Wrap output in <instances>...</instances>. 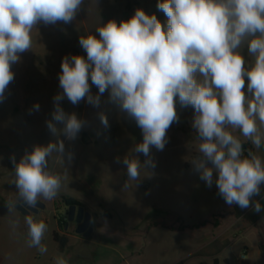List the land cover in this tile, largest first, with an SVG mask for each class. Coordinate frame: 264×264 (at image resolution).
Listing matches in <instances>:
<instances>
[{
	"label": "clouds",
	"instance_id": "clouds-1",
	"mask_svg": "<svg viewBox=\"0 0 264 264\" xmlns=\"http://www.w3.org/2000/svg\"><path fill=\"white\" fill-rule=\"evenodd\" d=\"M84 2L0 0V101L15 78L12 65L32 49L33 29L72 23ZM157 8L167 18L164 24L155 14L137 8L127 20L102 24L95 30L98 36H81L86 58L62 59L63 91L54 96L52 119L46 122L57 140L33 146L19 162L10 157L17 188L16 199L7 203L10 213L17 204L37 209L41 197L55 199L67 177L66 166L63 173L49 170V158L58 153L64 165L71 163L73 154L66 152L59 135L75 140L84 122L74 112H65L60 101L66 97L78 105L86 99L98 106L106 91L110 102L134 120L143 135L133 153L143 154L144 162L135 155L123 158L128 180L138 182L141 167L155 168L151 148L164 149L168 129L179 120L178 101L194 110L192 127L200 143L191 164L200 179L208 187L215 183L227 205L264 211L254 199L264 185V158L244 147L247 142L256 150L264 146V0H158ZM89 79L99 94H92ZM33 108L38 111L39 104ZM99 119L109 126L104 113ZM24 223L28 247L45 254L42 241L48 225L30 214L24 215ZM10 224L15 230L19 221ZM55 264L69 261L60 255Z\"/></svg>",
	"mask_w": 264,
	"mask_h": 264
},
{
	"label": "rangeland",
	"instance_id": "rangeland-1",
	"mask_svg": "<svg viewBox=\"0 0 264 264\" xmlns=\"http://www.w3.org/2000/svg\"><path fill=\"white\" fill-rule=\"evenodd\" d=\"M157 3L85 0L72 23L41 24L38 30L33 29L32 49L12 65L15 78L0 101V264H55L60 255L69 264H264V211L229 206L215 183L208 187L200 179L191 164L199 155L200 143L192 127L194 110L181 107L178 101L179 120L168 129L164 149L151 148L155 168L141 167V179L134 182L128 180L122 161L133 155L141 163L146 159L133 153L143 140L135 121L110 102L107 91L98 106L86 99L73 105L65 97L61 107L74 112L84 124L75 140L59 135L66 152L73 154L72 161L64 165L59 154L53 153L48 167L63 173L66 166L67 177L57 197L50 201L41 197L46 207L30 214L48 225L42 241L47 247L45 254L28 247L24 215L16 209L10 213L7 208L17 196L10 157L14 155L19 162L33 146L57 140L46 122L52 119L54 96L63 91L59 87L62 59L71 55L86 58L79 44L81 36L96 34L109 20H127L137 8L155 14L164 24L167 18ZM241 52L251 62L246 47L242 46ZM89 83L92 94H99L90 79ZM35 104H39L38 111ZM101 112L108 118V127L99 119ZM244 147L264 158V146L256 150L247 142ZM64 197L78 200L92 214L89 238L75 233L77 223L68 221ZM254 199L264 206V185ZM10 220L19 221L15 230ZM54 232L69 238L64 252L57 250Z\"/></svg>",
	"mask_w": 264,
	"mask_h": 264
},
{
	"label": "water",
	"instance_id": "water-1",
	"mask_svg": "<svg viewBox=\"0 0 264 264\" xmlns=\"http://www.w3.org/2000/svg\"><path fill=\"white\" fill-rule=\"evenodd\" d=\"M45 202L40 200L37 209H26L19 204L16 205V210L20 211L23 215L38 213L41 209H44ZM93 216L85 207L77 204L68 205V221L76 222L77 228H75L76 234H81L84 237H90L93 234V227L91 226ZM264 251V247H263Z\"/></svg>",
	"mask_w": 264,
	"mask_h": 264
},
{
	"label": "trees",
	"instance_id": "trees-1",
	"mask_svg": "<svg viewBox=\"0 0 264 264\" xmlns=\"http://www.w3.org/2000/svg\"><path fill=\"white\" fill-rule=\"evenodd\" d=\"M64 199L68 205H72V204L81 205V203L74 198L64 197ZM162 226L165 228H171V227H167L165 224H163ZM52 237H53V240L58 244L59 251H63L65 249V247H67L68 242H69V238L66 235L59 236L56 232H54Z\"/></svg>",
	"mask_w": 264,
	"mask_h": 264
},
{
	"label": "crops",
	"instance_id": "crops-1",
	"mask_svg": "<svg viewBox=\"0 0 264 264\" xmlns=\"http://www.w3.org/2000/svg\"><path fill=\"white\" fill-rule=\"evenodd\" d=\"M56 248H57V250H59V247H58V245H57V247H56ZM61 252H64V251H61Z\"/></svg>",
	"mask_w": 264,
	"mask_h": 264
}]
</instances>
